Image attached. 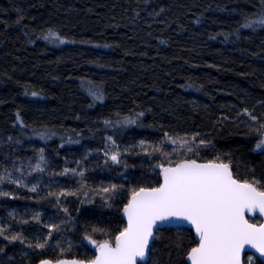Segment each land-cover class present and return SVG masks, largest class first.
I'll return each instance as SVG.
<instances>
[{"label":"trees","instance_id":"16d2710c","mask_svg":"<svg viewBox=\"0 0 264 264\" xmlns=\"http://www.w3.org/2000/svg\"><path fill=\"white\" fill-rule=\"evenodd\" d=\"M262 8L264 0H0V170L27 172L29 158L34 164L40 148L48 164L47 170L25 176L28 184L37 183L36 190L0 184L19 193L0 196V223L26 237L49 231L48 222L59 225L44 249L0 237V261L38 264L43 256L94 254L95 246L83 235L86 225L115 230L122 217L117 207L104 206L102 188L108 181L156 179L155 161L139 150L138 141H159L165 130L198 133L210 142L199 146L202 156L231 155L240 175L264 174V149L255 147L258 136L240 112L242 107L264 112V25L243 26L244 17ZM49 27L72 39L46 41L42 33ZM82 78L96 82L104 98L93 100ZM141 111L136 124H104L103 117L115 120L117 112ZM41 125L56 134L32 135ZM108 136L121 149L134 146L121 152L119 164L105 158L114 147ZM165 146L173 147L170 141ZM80 166L86 169L83 188L59 200L50 194L78 188L80 176L62 170ZM85 191L95 195L89 200ZM123 199L117 195L114 204ZM13 210L23 218L38 213L40 220L22 223L10 215ZM170 235L153 245L157 264H183Z\"/></svg>","mask_w":264,"mask_h":264},{"label":"snow or ice","instance_id":"6c2138e0","mask_svg":"<svg viewBox=\"0 0 264 264\" xmlns=\"http://www.w3.org/2000/svg\"><path fill=\"white\" fill-rule=\"evenodd\" d=\"M20 19L18 16L17 22ZM257 24L264 25V8L259 14L244 17L243 26L255 27ZM42 35L50 43L72 39L53 27H49ZM90 62L97 63L98 60ZM82 84L87 87L93 100L104 98L96 82L82 78ZM40 94L37 91L31 93L33 96ZM240 112L246 114L248 127L258 136L255 147L264 149V112L257 115L249 107H242ZM143 116V111L135 115L117 112V119L103 117V120L105 125H128L138 123ZM16 120L21 125L25 123L19 111ZM40 129H34L31 134L44 139L56 134L47 125H41ZM198 135L195 132L165 130L159 141L140 139L139 150L149 154L155 161L151 170L157 178L127 185L108 181L102 188L104 206H115L122 213L119 226L115 230H108L103 224H88L83 235L95 246L94 254L85 258L43 256L38 264H149L150 261L157 264L153 245L165 233L171 234L169 243L177 255L185 258L183 264H264V174L258 176L253 170L248 175H240L235 170L231 155L224 156L217 152L212 157L202 156L199 146L210 142L198 139ZM107 141H111L114 147L105 152V158L107 160L110 157L117 164L122 162L121 152H128L134 147L125 146L121 149L112 136H108ZM165 141H170L173 147L167 148ZM76 163L81 165V160ZM47 167L44 148H40L34 164L29 158L27 172L23 168H16L15 171L20 173L16 176L12 168L0 170V184L9 181L36 190L37 183H26L25 176L37 170L43 172ZM62 171L78 174L81 179L78 188L61 187L58 192L50 193L56 195L58 200L61 194H75L87 184L84 166L64 168ZM121 189L123 193L119 191ZM121 194L126 199L114 204V198ZM17 195L19 193L16 191L0 189V196ZM93 195L95 193L85 191L89 200ZM86 202L89 201H81ZM60 207L65 213L68 212L65 205L61 204ZM90 212L89 209L84 210L85 214ZM10 215L22 223H27L29 219L40 220L38 213L23 218L16 216L13 210ZM46 228L49 231L43 237H26L23 231H12L7 223H0V237L44 249L53 237V231H59V225L48 222ZM97 233L103 239L95 238ZM186 239L189 241L187 244ZM55 243L59 246L61 241L56 240ZM252 249H255V253L251 252ZM59 250L60 253L65 251L63 247ZM3 251L4 248L0 246V252ZM0 264H6V261H0Z\"/></svg>","mask_w":264,"mask_h":264},{"label":"rangeland","instance_id":"374dc122","mask_svg":"<svg viewBox=\"0 0 264 264\" xmlns=\"http://www.w3.org/2000/svg\"><path fill=\"white\" fill-rule=\"evenodd\" d=\"M260 149H261V148H260ZM262 150H263V149H262ZM39 172H40V171H39ZM74 175H76V174H74ZM74 175L72 174V176H74ZM110 176L113 177L114 174H110ZM30 180H31V179H25L26 183H31ZM40 232H41V233H44L43 231H40ZM41 237H43V234H41Z\"/></svg>","mask_w":264,"mask_h":264},{"label":"water","instance_id":"95a60500","mask_svg":"<svg viewBox=\"0 0 264 264\" xmlns=\"http://www.w3.org/2000/svg\"><path fill=\"white\" fill-rule=\"evenodd\" d=\"M192 231H193V233H194V229H193ZM251 252H252V253H255V249H252Z\"/></svg>","mask_w":264,"mask_h":264}]
</instances>
